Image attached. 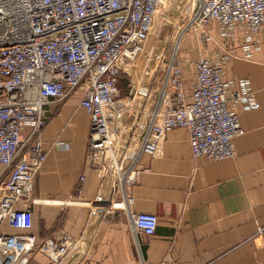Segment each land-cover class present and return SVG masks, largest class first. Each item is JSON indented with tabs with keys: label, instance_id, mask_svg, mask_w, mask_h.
<instances>
[{
	"label": "built area",
	"instance_id": "built-area-1",
	"mask_svg": "<svg viewBox=\"0 0 264 264\" xmlns=\"http://www.w3.org/2000/svg\"><path fill=\"white\" fill-rule=\"evenodd\" d=\"M183 3L0 0V163L9 169L0 183V264H27L37 249L52 264H61L77 245L66 233L39 238L30 232L33 212L16 208L47 159L41 133L50 119L47 106L52 101L81 92L80 106L90 115L91 163L112 170L129 207L131 224L146 235L155 234L158 216L133 209L132 189L139 174L135 165L143 154L158 152L162 132L187 129L194 158L220 162L235 155V139L245 133L239 109H255L260 103L246 79L228 97L232 82L224 74L225 63L233 56L229 41H240L244 50L251 49L264 26V0ZM165 15L172 16L178 35L200 33L202 46L214 42L217 49L213 56L194 61L196 80L190 94L183 66L161 59L154 85L120 154L127 129L117 94L124 66L121 59L142 56L154 63ZM213 23L221 40L210 31ZM25 129L30 130L26 138ZM4 224L24 232L4 233Z\"/></svg>",
	"mask_w": 264,
	"mask_h": 264
},
{
	"label": "crops",
	"instance_id": "crops-1",
	"mask_svg": "<svg viewBox=\"0 0 264 264\" xmlns=\"http://www.w3.org/2000/svg\"><path fill=\"white\" fill-rule=\"evenodd\" d=\"M210 31L221 40L216 24ZM254 39L249 51L240 41H229L233 56L225 63L224 78L232 82L228 97L246 79L260 103L255 109H239L245 133L235 139V155L220 162L194 158L188 130L176 128L162 132L158 152L143 154L135 165L139 174L132 189L133 209L158 216L153 235L131 224L112 170L93 167L90 115L80 106L81 92L47 106L50 119L41 133L47 159L16 208L33 212L30 232L39 238L66 233L77 241L61 264H263L264 26ZM216 49L214 42H208V52L202 56L211 57ZM172 63L183 65L190 94L195 67ZM150 88L144 80L133 81L130 93L138 100L135 119ZM29 131L25 129L23 137ZM130 132L131 126L124 130L120 154ZM8 171L0 163V183ZM2 232L24 231L4 224ZM27 264L52 263L37 249Z\"/></svg>",
	"mask_w": 264,
	"mask_h": 264
},
{
	"label": "rangeland",
	"instance_id": "rangeland-1",
	"mask_svg": "<svg viewBox=\"0 0 264 264\" xmlns=\"http://www.w3.org/2000/svg\"><path fill=\"white\" fill-rule=\"evenodd\" d=\"M187 2L188 0H184L185 4ZM173 6H177V3L175 4L174 2ZM183 9H186V5H183ZM198 35H200V33H193L188 36L178 35L176 26L169 20V15H165L163 17L161 30L158 34L159 37L156 40L154 63L153 61L144 59L142 56L122 58L121 61H123L122 63L124 66L118 79L117 87L121 91L120 95H118V100H120V109L126 118V126L128 128L132 125L138 111V100L136 101L134 96H131L130 93L133 81L140 82L144 80L147 85H151L152 87L155 82L156 65H158L162 58L180 61L184 66L186 64L193 67L194 61L198 57L206 55L208 52V43L206 46L199 48V38L201 36L198 37ZM209 54L211 53L209 52ZM135 63L139 65H135ZM142 63L143 65H141ZM137 72L138 77L136 78Z\"/></svg>",
	"mask_w": 264,
	"mask_h": 264
},
{
	"label": "bare ground",
	"instance_id": "bare-ground-1",
	"mask_svg": "<svg viewBox=\"0 0 264 264\" xmlns=\"http://www.w3.org/2000/svg\"><path fill=\"white\" fill-rule=\"evenodd\" d=\"M122 60V59H121ZM123 62V61H122Z\"/></svg>",
	"mask_w": 264,
	"mask_h": 264
}]
</instances>
